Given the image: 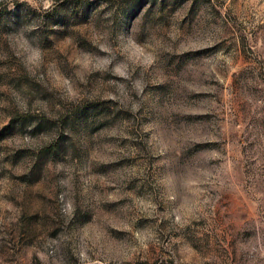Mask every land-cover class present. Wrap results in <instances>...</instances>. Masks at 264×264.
<instances>
[{
    "label": "rangeland",
    "instance_id": "374dc122",
    "mask_svg": "<svg viewBox=\"0 0 264 264\" xmlns=\"http://www.w3.org/2000/svg\"><path fill=\"white\" fill-rule=\"evenodd\" d=\"M0 264H264V0H0Z\"/></svg>",
    "mask_w": 264,
    "mask_h": 264
}]
</instances>
